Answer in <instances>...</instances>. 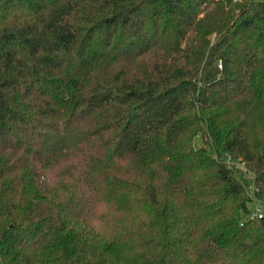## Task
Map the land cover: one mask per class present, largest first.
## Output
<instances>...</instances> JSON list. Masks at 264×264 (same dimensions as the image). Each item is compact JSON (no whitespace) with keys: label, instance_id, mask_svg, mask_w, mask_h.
Returning a JSON list of instances; mask_svg holds the SVG:
<instances>
[{"label":"trees","instance_id":"16d2710c","mask_svg":"<svg viewBox=\"0 0 264 264\" xmlns=\"http://www.w3.org/2000/svg\"><path fill=\"white\" fill-rule=\"evenodd\" d=\"M255 200L264 0H0V264H264Z\"/></svg>","mask_w":264,"mask_h":264},{"label":"rangeland","instance_id":"374dc122","mask_svg":"<svg viewBox=\"0 0 264 264\" xmlns=\"http://www.w3.org/2000/svg\"><path fill=\"white\" fill-rule=\"evenodd\" d=\"M195 144H196L197 147L202 145V139L200 138V136H198L197 139L195 140ZM249 207L251 208L252 211H255V212L262 211V212H264V205H262L257 200H255L254 203H250Z\"/></svg>","mask_w":264,"mask_h":264},{"label":"built area","instance_id":"2783aa9c","mask_svg":"<svg viewBox=\"0 0 264 264\" xmlns=\"http://www.w3.org/2000/svg\"><path fill=\"white\" fill-rule=\"evenodd\" d=\"M263 214H264V212H262V211H257L256 212V215H258L259 217H261Z\"/></svg>","mask_w":264,"mask_h":264}]
</instances>
